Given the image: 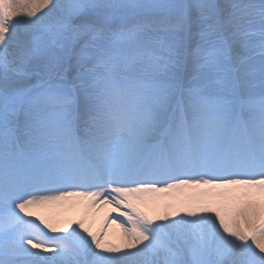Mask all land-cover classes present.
Wrapping results in <instances>:
<instances>
[{
    "label": "snow or ice",
    "instance_id": "6c2138e0",
    "mask_svg": "<svg viewBox=\"0 0 264 264\" xmlns=\"http://www.w3.org/2000/svg\"><path fill=\"white\" fill-rule=\"evenodd\" d=\"M0 264H264V0H0Z\"/></svg>",
    "mask_w": 264,
    "mask_h": 264
},
{
    "label": "bare ground",
    "instance_id": "6f19581e",
    "mask_svg": "<svg viewBox=\"0 0 264 264\" xmlns=\"http://www.w3.org/2000/svg\"><path fill=\"white\" fill-rule=\"evenodd\" d=\"M157 196H159L161 199L164 198V194L160 193V194H156ZM61 208L63 207H67V206H59ZM72 210V209H70ZM75 212H81L82 215L85 214L86 212L89 214V219L92 222V226L94 228L96 227H103L104 221H103V216L104 213L108 211L107 208L104 209H86L83 205H78L76 208L73 209ZM52 215H57L56 211H57V206H52L49 210H48ZM66 215H70V213L66 214ZM108 231L110 233V238L113 240H117L118 239V230L115 228L114 225L110 224L108 225Z\"/></svg>",
    "mask_w": 264,
    "mask_h": 264
},
{
    "label": "rangeland",
    "instance_id": "374dc122",
    "mask_svg": "<svg viewBox=\"0 0 264 264\" xmlns=\"http://www.w3.org/2000/svg\"><path fill=\"white\" fill-rule=\"evenodd\" d=\"M43 11L44 12H47V8H45V9H43ZM56 213L57 214H60V213H63V214H68V213H70V215L71 216H80V215H82V213L81 212H75L73 209L72 210H70L68 207H63V208H61V207H59V206H57V211H56ZM113 216L115 215V214H112Z\"/></svg>",
    "mask_w": 264,
    "mask_h": 264
}]
</instances>
